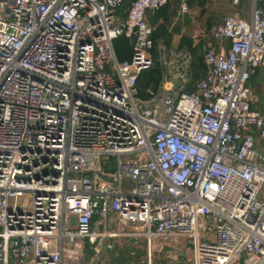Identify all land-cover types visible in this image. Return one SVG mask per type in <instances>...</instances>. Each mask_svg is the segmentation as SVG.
Wrapping results in <instances>:
<instances>
[{
	"label": "built area",
	"instance_id": "2783aa9c",
	"mask_svg": "<svg viewBox=\"0 0 264 264\" xmlns=\"http://www.w3.org/2000/svg\"><path fill=\"white\" fill-rule=\"evenodd\" d=\"M123 1L0 0V264H103L121 225L141 233L147 264L183 240L191 264H264V114L249 85L264 67V7L252 0L244 20L231 0L191 91V54L159 43L162 82L141 100L148 13L167 0H131L124 17ZM187 12L179 0L176 19Z\"/></svg>",
	"mask_w": 264,
	"mask_h": 264
},
{
	"label": "trees",
	"instance_id": "16d2710c",
	"mask_svg": "<svg viewBox=\"0 0 264 264\" xmlns=\"http://www.w3.org/2000/svg\"><path fill=\"white\" fill-rule=\"evenodd\" d=\"M130 1L131 0L123 1V4L118 11L121 16L124 17L125 11L130 5ZM261 1L262 2L260 6L264 7V0ZM178 2L179 0H168L167 3L159 10L153 13H148L149 23L154 28L152 35V39L154 42V47L152 49L153 63L148 70L141 72L137 78V97L141 100L150 99L152 97V93H155L158 90L162 82L163 69L157 60L156 51L158 44L161 42L164 43L168 49H186L191 54V80L189 85L190 88H188L187 91H191L193 89L192 87L194 83L202 79L207 73V68L203 60V41H200L198 44H194L191 38L183 35L176 43L174 42L172 35H170L172 31L170 33L168 32V27L171 26V23H173L175 18L174 15H170V12L178 5ZM205 2V0H189L188 4L190 5V7L197 6L202 9ZM176 23L175 27L172 29H175V32L179 33L181 31L182 22L179 21ZM113 48L117 60L123 61L130 59L132 55V49L126 38L119 37L118 39L114 40ZM255 75L250 78L249 84L253 81ZM85 249L88 255L89 251L87 250L86 241Z\"/></svg>",
	"mask_w": 264,
	"mask_h": 264
},
{
	"label": "rangeland",
	"instance_id": "374dc122",
	"mask_svg": "<svg viewBox=\"0 0 264 264\" xmlns=\"http://www.w3.org/2000/svg\"><path fill=\"white\" fill-rule=\"evenodd\" d=\"M250 3V0H249ZM206 4V3H205ZM242 2V7L239 10V14L243 13V11L248 14L249 9H250V4L247 5L248 8L243 6ZM197 13L193 14L194 18V26H195V31H201L205 35V37L209 36L210 31L212 27L217 24L219 20H221V17L227 12L226 10L223 9V6L220 5L216 6L215 2L208 1L206 6H204L203 10L204 12H201L199 9ZM227 16V15H226ZM224 17V16H223ZM222 17V18H223ZM242 17V16H241ZM247 20H249V17H246ZM210 23V24H209ZM173 37V35H172ZM113 163L114 160L111 159L110 161L106 162L107 168H104V161L101 160V166L103 170L105 171L106 174L113 172ZM260 200L264 201V187H263V193L259 198ZM10 203L12 201L10 200ZM31 204V198L29 196H24L16 200V205L17 207H20L22 209L30 210L29 205ZM118 226V223L116 222V219L113 215L110 216V229H116ZM129 226H120V234L124 235L122 238H114V241L118 243L119 241L121 242V245L118 246V244L114 245V248L110 250V247L106 248L103 252V255L101 257V262L103 264H147V250H145V245H144V239L136 229L133 227ZM117 233V231H115ZM135 240L137 241L138 246H133V243H135ZM111 240L107 241L106 246ZM124 245H126L124 247ZM86 246H95L91 245L90 241H86ZM124 247V248H122ZM192 244L188 243L186 241H181L178 243H168L165 244V251L167 250H174L176 251L179 255L181 253L187 254V256H181L179 259V262L181 264H191L193 261V254H192ZM122 248V249H120ZM155 257H158V254L155 255ZM178 262V264H179ZM168 264H172V261H167ZM64 264H68L67 260L64 259Z\"/></svg>",
	"mask_w": 264,
	"mask_h": 264
},
{
	"label": "crops",
	"instance_id": "0c3cea01",
	"mask_svg": "<svg viewBox=\"0 0 264 264\" xmlns=\"http://www.w3.org/2000/svg\"><path fill=\"white\" fill-rule=\"evenodd\" d=\"M205 1H206L205 2L206 4L208 1H212V2H215L216 6L220 7V5H222L223 9L227 11L223 16L237 12V8H235L234 6L231 5V0H205ZM242 2L245 3V4H243V6L246 8H248L247 5H249V4L251 7V5L253 3L252 0H250V3H249V0H242ZM206 4H204V6H206ZM178 5H179V2H178ZM178 5L170 12L171 16L172 15L175 16L173 23H171L173 28L175 27L176 22H179V21L182 22L181 31L179 33H176L175 29L174 30L172 29V32L170 35H173L174 42L177 43L179 38L184 35L186 37L191 38L194 44H198L200 41H203L202 46L206 45L209 42V37H205V35L203 33H201V31H199V32L195 31V29H194L195 28L194 18H193V14L198 12V10H195V9H199V10H201V12H204V10H203L204 6L201 9L197 6L190 7V5L188 4V12L185 13L180 18L176 19L177 18L176 12H177ZM260 5L261 4L258 3V6H260ZM241 7H242V4H241L240 8ZM241 16H242V18H244V20H247L246 17L247 16L250 17V9H249L248 14H246V12L243 11ZM222 17H221V19H222ZM220 21L221 20H219L216 23H219ZM176 25H177V23H176ZM170 27L171 26L168 27V30L170 29ZM224 49H225V51L228 49L227 44L224 46ZM181 50H186V49H181ZM181 50H177V48L176 49L175 48L169 49V51H172L174 53L179 52ZM190 71H191V64H190ZM189 85L187 86V89L190 88ZM249 85H250V92H251L252 97L257 100V103L253 104L251 106L252 109L257 110L260 113L264 114V67H260L257 69L255 78L253 79L252 82H250ZM117 244H118V246H120L121 242L119 241ZM125 246L126 245H124V247ZM124 247H122V248H124ZM91 248L87 247V250L89 251V254L87 255L88 257L94 255L93 248L92 249ZM122 248H120V249H122ZM180 258H181V256L176 251L167 250L166 252L159 254L158 257L155 259H156V264H168L167 261H172V264H178ZM179 264H181V263L179 262Z\"/></svg>",
	"mask_w": 264,
	"mask_h": 264
},
{
	"label": "water",
	"instance_id": "95a60500",
	"mask_svg": "<svg viewBox=\"0 0 264 264\" xmlns=\"http://www.w3.org/2000/svg\"><path fill=\"white\" fill-rule=\"evenodd\" d=\"M261 0L258 1L259 4H261ZM171 83L173 84V88H175V86L177 85L178 81L176 79H170ZM173 94L171 93L170 96H172Z\"/></svg>",
	"mask_w": 264,
	"mask_h": 264
}]
</instances>
